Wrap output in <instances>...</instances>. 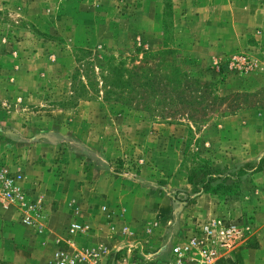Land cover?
<instances>
[{"label": "rangeland", "instance_id": "374dc122", "mask_svg": "<svg viewBox=\"0 0 264 264\" xmlns=\"http://www.w3.org/2000/svg\"><path fill=\"white\" fill-rule=\"evenodd\" d=\"M165 1L0 0V141L20 142L0 164L22 166L48 214L37 234L0 207V264H52L57 249L161 264L210 216L243 226L233 259L264 264V0H168L184 86L149 105L105 102L98 75L110 55L163 47ZM78 79L96 83L88 100ZM193 155L237 176L238 195L178 213L172 195L186 190ZM73 221L91 231L67 237Z\"/></svg>", "mask_w": 264, "mask_h": 264}, {"label": "trees", "instance_id": "16d2710c", "mask_svg": "<svg viewBox=\"0 0 264 264\" xmlns=\"http://www.w3.org/2000/svg\"><path fill=\"white\" fill-rule=\"evenodd\" d=\"M171 14V5L166 0L162 20L163 47L160 50L146 51L134 48L133 51H120L116 56L110 55L107 58L98 75L102 83L101 88L105 102L130 108L131 98L136 95L144 102V105H149V100H156L159 95H164L166 90L174 92L178 91L181 85L184 86L183 83L187 74L178 65V50L174 48L171 42ZM79 52L87 53L86 50L82 49H79ZM77 61L80 62L81 60L77 58ZM86 64L85 62L82 66L85 67ZM77 73L78 70L72 80H77ZM93 86H96V83L89 81L83 84L78 79L77 87L79 88L78 94H80L78 97L88 100L87 91ZM146 97L149 98L146 99ZM156 103H160V101H156ZM150 107L151 105L146 106V109L149 110ZM12 134L13 132L7 133L9 136ZM44 137L39 136L42 139ZM16 138L18 139V137ZM45 139L52 141L48 137ZM191 161L193 167L188 171L185 178L186 183L192 188L191 192L176 191L172 195V200L179 205L178 213L195 206L197 199L202 195L215 198H233L238 195L239 182L237 176L229 173L225 168L213 167L207 159L198 155H193ZM260 162L261 159L258 161V165ZM260 170L255 172H260Z\"/></svg>", "mask_w": 264, "mask_h": 264}, {"label": "built area", "instance_id": "2783aa9c", "mask_svg": "<svg viewBox=\"0 0 264 264\" xmlns=\"http://www.w3.org/2000/svg\"><path fill=\"white\" fill-rule=\"evenodd\" d=\"M25 182L22 166L0 164V207L19 212L20 223L27 229L43 234L48 225V214L41 197L34 198L23 187ZM101 212L109 214L107 206ZM123 212V211H122ZM123 215V214H122ZM110 216V214H109ZM224 221L217 216L196 220L191 230L183 238L173 242L167 257L161 264H239L233 259L234 249L244 238V228L237 222ZM91 227L83 222L73 221L66 229L67 237L87 235ZM124 233L127 232L123 228ZM99 254L94 249L82 253H72L57 249L52 255V264H98ZM156 259L153 255L143 262L126 257L116 264H150Z\"/></svg>", "mask_w": 264, "mask_h": 264}, {"label": "crops", "instance_id": "0c3cea01", "mask_svg": "<svg viewBox=\"0 0 264 264\" xmlns=\"http://www.w3.org/2000/svg\"><path fill=\"white\" fill-rule=\"evenodd\" d=\"M3 131H0V139L3 137L2 135ZM8 138V137H6ZM5 139V138H3ZM6 141V142H5ZM20 144V142H11L10 140H4V142L0 141V159L4 156L7 155V151H9L10 149H17V146ZM9 149V150H8ZM10 152V151H9ZM26 154V153H25ZM46 176V175H44ZM185 189L188 192H191V187L186 183V185L184 186ZM207 200H212V198L209 195H202L197 199V205L195 207L192 208V210L189 211L190 214L196 213L198 212V204L199 202H206ZM9 211H13V210H9ZM14 212V211H13ZM65 214V213H64ZM58 216L59 218L62 217V214H60L59 212H57V215H55V217ZM17 219V218H16Z\"/></svg>", "mask_w": 264, "mask_h": 264}]
</instances>
